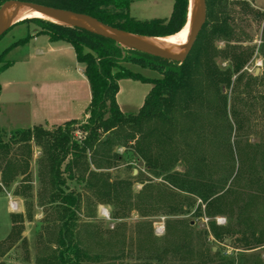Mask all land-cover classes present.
<instances>
[{
    "label": "rangeland",
    "instance_id": "obj_1",
    "mask_svg": "<svg viewBox=\"0 0 264 264\" xmlns=\"http://www.w3.org/2000/svg\"><path fill=\"white\" fill-rule=\"evenodd\" d=\"M232 1L227 0L226 12L234 21L242 46L253 50V55L244 68L246 76L243 81L237 88L223 92L227 93V117L221 114L216 118L204 112L200 118L207 134L202 143L205 157L222 168L221 172H212L214 181H221L218 190L223 191L230 186L225 179L223 181L229 176L230 172L225 171L228 166H234L233 174L237 168H242L239 180L230 181L232 193L227 197L228 206L223 208L222 214L208 215L206 205L198 197L171 190L161 176H154L145 167L137 165L130 154L125 155L126 162L112 159L97 162L96 158L90 157L89 170L104 175L110 182H124L123 194L120 195L121 199L129 202L120 209L115 203L99 199L85 184L67 182L70 191L77 190L82 196L80 210L75 216V233L82 247L98 258L94 264H158L147 262L146 258L164 248H178L180 244L188 251L170 255L159 264H264V246L243 250L244 247L235 242L241 235L216 240L212 233V227L238 229L240 218L246 219L256 232L264 229V0H248V13ZM173 4L174 0H134L129 15L140 22H166ZM258 13L260 17H257ZM43 30L38 25L12 28L0 39V55L19 39ZM45 43L46 37H40L37 44L42 52L31 64L34 69L37 61L43 64L45 73H41L42 76L37 70L25 68L20 63L29 54L27 45L7 56V61L14 65L0 75V85L4 88L0 98V127L5 136L39 126L53 131L58 126H49L55 121V116L59 113L64 118L72 101L77 115L88 106V84L83 79V67L76 62L74 51L69 47V52L57 58L55 54L50 55ZM56 44L66 47L62 42ZM217 46L220 49L225 47L223 42ZM123 56L130 62L121 65L131 72L150 80L160 78L156 71L143 67L148 64L133 55ZM216 62L223 69L228 66L221 59ZM60 73L66 74V81L61 80ZM247 80H250L248 85ZM118 88L119 110L124 114H136L152 86L139 81L120 80ZM233 111L238 112V128ZM207 127L208 130L205 129ZM74 134L77 140L83 136L78 132ZM30 147L32 154L28 160L26 180L22 182L19 178L7 188L0 185V242L9 236V217L23 218L20 221L21 241L0 258L2 264H36L37 259H42L54 248L58 237L59 219L55 205L48 199L43 151L35 144ZM119 152L122 154L124 149ZM238 157L244 162L242 167L236 162ZM98 166L103 169L98 171ZM176 170L183 172L182 168ZM134 171H137L136 175H133ZM10 202L17 205V210L10 209L9 216ZM217 220L222 224L218 225ZM158 225L163 228V233L155 230Z\"/></svg>",
    "mask_w": 264,
    "mask_h": 264
},
{
    "label": "trees",
    "instance_id": "obj_2",
    "mask_svg": "<svg viewBox=\"0 0 264 264\" xmlns=\"http://www.w3.org/2000/svg\"><path fill=\"white\" fill-rule=\"evenodd\" d=\"M7 1L36 3L88 15L114 29L147 38H165L181 32L187 21L189 3V0H174L166 22H140L129 15L134 0H0V8ZM232 2L248 13V0ZM225 4L227 0H206V21L182 63L118 49L114 42L103 36L39 18L23 20L6 31L19 25H38L44 29L37 32L38 35L47 36L52 43L70 45L77 63L84 67V77L90 88L91 101L84 123L68 122L53 131L42 126L33 127L11 132L9 136H5L0 127V185L3 188L9 187L19 178L23 182L28 177L31 144L43 151L48 199L55 205L59 225L54 248L42 259H37L36 264H90L92 261L94 264L99 261L76 238L75 216L83 200L77 190L70 191L67 182L85 184L99 199L115 203L120 209L129 204L120 195L123 194L124 182H110L104 175L89 170L90 157L96 158L97 162L109 159L123 162L125 155L130 154L137 165L145 167L154 176H161L171 190L198 197L206 205L208 215L223 213L227 197L232 193L231 184L239 180L242 168H237L233 174L234 166H228L225 171L230 173L228 179L224 177L223 181L225 179L230 186L223 191L218 190L221 181H214L212 172H221L222 168L205 157L202 143L207 134L200 118L204 112L216 118L221 114L227 117V93L223 92L237 88L243 81L246 76L244 68L253 55V50L242 46L237 37V29L231 15L226 12ZM257 17H260L259 13ZM30 40L31 36L19 39L3 50L0 55V74L13 64L7 61L11 51L25 46ZM219 42L224 43L223 49L217 46ZM128 53L148 64L143 67L156 71L160 78L150 80L122 66V63L130 62L123 56ZM218 59L226 61L228 66L221 68L216 62ZM120 80L139 81L152 86L136 114H124L118 108L116 95ZM250 80H247V85ZM229 107L231 111L232 105ZM237 113L234 112L236 118ZM239 123L237 118L236 128ZM205 129L208 130V127ZM75 132L83 134L82 138L77 140ZM120 149H124L122 154ZM236 162L243 166L240 157ZM176 168H182L183 172H177ZM96 169L101 171L103 168L98 166ZM84 175L87 176L84 178ZM10 218L9 236L0 242V258L5 256L11 246L21 241L20 221L23 218ZM212 233L216 240L241 235L235 242L240 243L243 250L264 246V229L256 232L243 218L239 219L238 229L212 227ZM177 247L161 249L146 260L159 264L170 255L177 256L183 250L188 251L184 245Z\"/></svg>",
    "mask_w": 264,
    "mask_h": 264
},
{
    "label": "water",
    "instance_id": "obj_3",
    "mask_svg": "<svg viewBox=\"0 0 264 264\" xmlns=\"http://www.w3.org/2000/svg\"><path fill=\"white\" fill-rule=\"evenodd\" d=\"M197 5L195 9V16L191 26V33L189 35L188 41L185 44V48L180 52H165L160 49L150 47L143 42L137 40V38H145L138 35H133L121 30L114 29L108 25L100 23L97 19L90 17L88 15L77 14L71 11H64L56 8H49L39 4H32L21 1H7L0 8V39L3 34L9 30L11 27L18 23H14L15 17L21 10L28 9L33 12H37L49 20H57L66 27H77L83 30H87L91 33L103 36L112 42L119 49H125L134 52H140L142 54L148 55L150 57H156L164 61H171L176 63H182L192 50V46L195 43L198 35L202 31V26L206 21V0H196ZM188 17V15H187ZM42 19V18H39ZM23 21V20H22ZM47 21V20H46ZM21 22V21H19ZM52 23V22H51ZM137 171L133 172L136 175ZM1 177V175H0Z\"/></svg>",
    "mask_w": 264,
    "mask_h": 264
},
{
    "label": "crops",
    "instance_id": "obj_4",
    "mask_svg": "<svg viewBox=\"0 0 264 264\" xmlns=\"http://www.w3.org/2000/svg\"><path fill=\"white\" fill-rule=\"evenodd\" d=\"M30 36H31V40L26 44L29 47V49H28V53L29 54L26 56V58L23 61L20 62V63L23 64V66L25 68H28V69H30V67L33 68L31 66V64L33 63V60H35L37 57L39 58V56H36V55L41 54V52H42L41 51L42 49L37 44L40 37H46V43H45L46 44V49L48 50V52H50V55H53V54L57 55V58H60L62 55L65 54V52L66 53L69 52V51H67V48H69V47L71 48V46L67 45V44H63L66 47L55 46V45H57L56 43H60V42H53L52 43L49 40V38L47 36H45V35H38L37 33H31ZM30 48H32V49L29 52ZM72 51H73V49H72ZM34 53H36V54H34ZM74 54H75V52H74ZM75 60H76V55H75ZM15 64H18V63H15ZM13 65H11L10 67H12ZM10 67H8L5 71H7ZM35 70H37L36 72H38V74L40 76H42V74L45 73V69L43 68V64L41 65V63H39V61H37L35 69L33 68V71H35ZM2 74H0V75H2ZM82 75H83V79H84L85 83H87V81H86V79L84 77V67H83V70H82ZM60 78H61L62 81H66V74L65 73H60ZM87 84H88V101H89L88 105H89V103L91 101L90 100V88H89V83H87ZM3 91H4V88H3V86H1L0 98H1V95H2ZM144 99H145V97H144ZM143 102H144V100H143ZM87 108H88V106L86 108H84L79 115H77L75 113V111H74V101H72L71 106L69 107L67 113L65 115H63L64 118L59 116V113H58L55 116V121L52 122V124L49 127L60 126V125H63L65 123L72 122V121H85L88 118V117H86ZM0 113H1V111H0ZM29 129H31V128H29ZM8 207H9V203H8ZM10 213L11 212H10V208H9V216H10Z\"/></svg>",
    "mask_w": 264,
    "mask_h": 264
},
{
    "label": "bare ground",
    "instance_id": "obj_5",
    "mask_svg": "<svg viewBox=\"0 0 264 264\" xmlns=\"http://www.w3.org/2000/svg\"><path fill=\"white\" fill-rule=\"evenodd\" d=\"M197 1L196 0H189L188 3V9H187V21L185 23V26L181 30V32L176 33L174 35H170L169 37L165 38H137V40L143 42L144 44L154 47L157 49H160L165 52H180L182 49H184L185 44L188 41L189 35L191 33L190 29L192 26V22L195 16V9H196ZM35 18H42L43 20H47L49 22H56L60 23L57 20H49L45 18L44 16L40 15L37 12L30 11L28 9L21 10L19 14L15 17L14 23H19V21L26 20V19H35Z\"/></svg>",
    "mask_w": 264,
    "mask_h": 264
},
{
    "label": "built area",
    "instance_id": "obj_6",
    "mask_svg": "<svg viewBox=\"0 0 264 264\" xmlns=\"http://www.w3.org/2000/svg\"><path fill=\"white\" fill-rule=\"evenodd\" d=\"M10 209L12 211H16L17 210V205L15 203H13V202H10ZM217 223H218V225L222 224V222L220 220H217ZM155 230L157 231V233H163L164 232L163 228L160 227V225H158Z\"/></svg>",
    "mask_w": 264,
    "mask_h": 264
}]
</instances>
